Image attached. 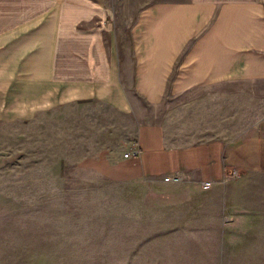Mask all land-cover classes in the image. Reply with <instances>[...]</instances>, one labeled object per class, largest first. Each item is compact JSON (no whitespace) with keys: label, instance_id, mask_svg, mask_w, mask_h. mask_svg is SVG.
<instances>
[{"label":"crops","instance_id":"obj_1","mask_svg":"<svg viewBox=\"0 0 264 264\" xmlns=\"http://www.w3.org/2000/svg\"><path fill=\"white\" fill-rule=\"evenodd\" d=\"M108 4L0 0V124L32 122L40 132L42 120L54 116L71 134L84 124L80 158L70 165L87 168L91 178L168 187L161 215L224 230V239L235 240L226 246L239 239L242 247H264V236L244 244L246 237L232 233L264 232V119L234 141L181 144L146 115L168 94L204 92L201 100L183 99L193 111L227 88L264 83V0L149 3L130 27L127 48ZM200 119L198 132L209 134L212 117ZM133 147L139 155L123 159ZM172 174L181 183L168 182ZM232 255L248 261L241 249Z\"/></svg>","mask_w":264,"mask_h":264},{"label":"rangeland","instance_id":"obj_2","mask_svg":"<svg viewBox=\"0 0 264 264\" xmlns=\"http://www.w3.org/2000/svg\"><path fill=\"white\" fill-rule=\"evenodd\" d=\"M162 1L170 0H108L124 48L138 12ZM201 93L168 94L146 115L181 144L234 141L264 119V83L227 88L201 107L197 101L193 111L184 109L183 99L201 100ZM201 115L212 117L209 134L198 132ZM51 118L42 120L40 132L32 122L0 124V264H264L257 261L264 247H242L239 239V246H226L235 240L224 239V230H198L201 225L182 222L184 216L161 215L168 187L91 178L87 168L70 165L80 158L87 120L78 119L83 129L71 134L63 118ZM232 233L246 237L244 244L263 242V231ZM240 249L248 261H233Z\"/></svg>","mask_w":264,"mask_h":264},{"label":"built area","instance_id":"obj_3","mask_svg":"<svg viewBox=\"0 0 264 264\" xmlns=\"http://www.w3.org/2000/svg\"><path fill=\"white\" fill-rule=\"evenodd\" d=\"M139 155V151L137 148L133 147V149L131 151H127L122 155L123 159H128V158H135ZM166 179L170 182L173 183H178L180 181H182V177L178 174H172L170 176H167Z\"/></svg>","mask_w":264,"mask_h":264}]
</instances>
